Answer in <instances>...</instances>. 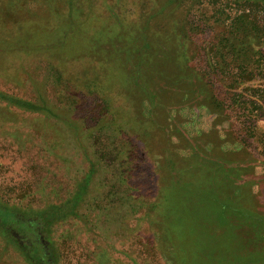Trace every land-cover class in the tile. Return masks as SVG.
Here are the masks:
<instances>
[{
  "label": "rangeland",
  "instance_id": "1",
  "mask_svg": "<svg viewBox=\"0 0 264 264\" xmlns=\"http://www.w3.org/2000/svg\"><path fill=\"white\" fill-rule=\"evenodd\" d=\"M44 27L49 35L34 34ZM51 67L61 83L53 84ZM31 79L78 124L136 118V130L125 134L130 146L140 123L147 131L126 163L117 141L99 152L58 120L0 101V201L35 209L59 203L87 172L88 158L103 159L84 219L53 226L58 264H173L151 212L168 168L199 180L198 165L224 161L233 176L228 194L264 214V7L256 1L0 0V92L34 101ZM132 168L142 205L128 219L101 213L107 198L111 205L120 198L117 170ZM0 264H27L1 236Z\"/></svg>",
  "mask_w": 264,
  "mask_h": 264
},
{
  "label": "trees",
  "instance_id": "2",
  "mask_svg": "<svg viewBox=\"0 0 264 264\" xmlns=\"http://www.w3.org/2000/svg\"><path fill=\"white\" fill-rule=\"evenodd\" d=\"M245 1H256L264 7V0ZM241 16L243 17L241 14L237 17V30L241 28L238 27L241 25L238 22L244 20ZM67 32L65 28L64 34L60 36L63 40L66 39ZM34 34L45 36L47 30L45 27L37 29ZM23 46L26 47L22 44L21 49H25ZM71 55L68 54L70 57ZM176 55L183 58L181 61L188 60V54L185 52L179 51ZM141 62L140 64L144 65V62ZM49 76L52 77L53 84L63 80L60 69L56 67L50 68ZM29 81L36 92V100H25L0 92V101L24 112L58 120L72 130L76 142L79 139L82 144V138L90 137L95 149L100 148L99 152L103 151L105 145L112 142L115 144L117 141L122 146L118 156L123 155L122 159L126 163L133 146L143 145L145 142V136L139 133L142 130L144 135L147 134L142 123L135 135L137 142L130 140V146L125 136L129 133V126L133 130L136 127V118L126 120L113 114L101 118L93 126H83L49 103L44 91L45 84H37L33 79ZM136 85L146 96L154 94L143 84ZM134 122L135 124L129 125ZM100 126L107 130L105 135H99ZM88 160L90 166L87 172L76 181L69 196L59 203H49L35 209L20 208L0 201V236L7 246L16 249L27 264H58L59 252L52 239L53 226L68 218L84 219L81 208L92 191L93 178L103 159L99 156L96 160ZM216 164L198 165L200 172L195 176L200 177L199 180L191 177L194 171L188 178H184L178 169L168 168L170 178L161 188L158 201L151 204V212L157 215L152 221L159 228V237L165 243L167 256L173 264H264V241L261 235L264 232V214L242 206L236 197L228 194L226 182L233 177L228 172L230 168L224 161H218ZM133 170L134 168L117 170V176H114L113 180L114 187L119 188L117 193H120V198L115 205H111L112 202L107 198L108 205L111 206H99L101 213L106 210L113 211L128 219L136 212L138 206L142 205V200L135 194L131 183ZM112 193L116 194V191H108V197H111Z\"/></svg>",
  "mask_w": 264,
  "mask_h": 264
},
{
  "label": "crops",
  "instance_id": "3",
  "mask_svg": "<svg viewBox=\"0 0 264 264\" xmlns=\"http://www.w3.org/2000/svg\"><path fill=\"white\" fill-rule=\"evenodd\" d=\"M156 53V55L159 53L160 55H161V51H159V50H157V51H154V54ZM77 55V54H76ZM181 137L182 138V140H184L185 138H186V136L185 135H183L182 133H178V132H176L175 134H173V137ZM172 137V138H173ZM173 143V142H172Z\"/></svg>",
  "mask_w": 264,
  "mask_h": 264
}]
</instances>
